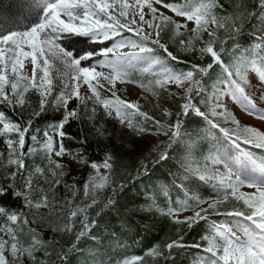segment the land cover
Instances as JSON below:
<instances>
[{"label":"snow or ice","instance_id":"snow-or-ice-1","mask_svg":"<svg viewBox=\"0 0 264 264\" xmlns=\"http://www.w3.org/2000/svg\"><path fill=\"white\" fill-rule=\"evenodd\" d=\"M14 7L18 22L0 19V264H264V0ZM41 209L63 217L61 241ZM88 239L141 253L85 261Z\"/></svg>","mask_w":264,"mask_h":264},{"label":"trees","instance_id":"trees-1","mask_svg":"<svg viewBox=\"0 0 264 264\" xmlns=\"http://www.w3.org/2000/svg\"><path fill=\"white\" fill-rule=\"evenodd\" d=\"M230 2L239 3L241 2V0H230ZM112 145L116 151L120 150L119 144L117 143L115 139H113ZM126 163L129 166V170H131L134 165V160H128L126 161ZM136 192H137L136 189H132V191L126 192V194L121 198V202L127 203L133 200L136 196ZM7 202L13 203V204L17 203L16 201H11V200H8ZM66 211L67 210H65V213ZM36 219L38 221L39 228L42 229L45 234V238L55 237L57 241L62 240V233L53 231V229L55 228L57 224H61L63 222V217L58 211L56 210L50 211L47 209H41L38 211ZM135 219L137 221H140L141 217L136 216ZM151 223L157 224V227L153 229V231L158 232L159 231L158 222L152 221ZM94 233H95V230H94ZM95 235L98 238L100 237V233H95ZM126 243H127V247H124V248H110L108 246L107 241L105 242L103 246H100V245L94 244L91 239H88L84 242L85 255L83 259L85 261H91L93 259H98V260L107 262L108 260L113 259L116 256L127 258L130 255H133V254L138 255L141 253V247L139 244H136L133 246L131 240H127ZM50 247L53 252L58 250V246L55 243L52 244ZM89 248L94 250L92 254H87V250Z\"/></svg>","mask_w":264,"mask_h":264},{"label":"rangeland","instance_id":"rangeland-1","mask_svg":"<svg viewBox=\"0 0 264 264\" xmlns=\"http://www.w3.org/2000/svg\"><path fill=\"white\" fill-rule=\"evenodd\" d=\"M16 3V0H0V19L3 18H7L9 20H12L14 22H18L19 21V17H20V12L14 7V4ZM117 88L120 89L121 91H123V89L121 88V86L118 84ZM129 91L135 93L136 91H139L138 86L137 85H129ZM118 94H120V92L118 91ZM150 95V94H149ZM130 99H135L136 96L133 94L132 96L128 97ZM144 101L141 100V103H143ZM148 110L150 112V114L152 113L153 109L151 108V106H148ZM159 118V117H158ZM243 119H249L247 117H244ZM250 122L256 126L260 125V121L257 120H250ZM261 130H264V128H261ZM80 196V193H78V198ZM64 223V219L63 222L61 224Z\"/></svg>","mask_w":264,"mask_h":264}]
</instances>
